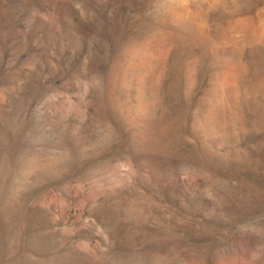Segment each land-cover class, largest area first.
<instances>
[{
    "label": "rangeland",
    "instance_id": "rangeland-1",
    "mask_svg": "<svg viewBox=\"0 0 264 264\" xmlns=\"http://www.w3.org/2000/svg\"><path fill=\"white\" fill-rule=\"evenodd\" d=\"M192 1L0 0V264H264V0Z\"/></svg>",
    "mask_w": 264,
    "mask_h": 264
},
{
    "label": "bare ground",
    "instance_id": "bare-ground-1",
    "mask_svg": "<svg viewBox=\"0 0 264 264\" xmlns=\"http://www.w3.org/2000/svg\"><path fill=\"white\" fill-rule=\"evenodd\" d=\"M171 4V3H170ZM171 6V5H170ZM173 7H175V6H173ZM183 7H185L186 9H185V12H186V15H183L182 16V14H179L180 13V8H182L181 6L180 7H176L178 10H179V12L177 13L176 11H177V9H176V11L174 12L173 11V9H175V8H173L172 9V11L173 12H171V13H169V14H167V16H166V18L168 19V20H172V21H179V22H190V23H193L194 22V20H195V17H194V14L192 15V11H194L195 9H202L203 7H204V4L202 5L200 2H198V1H192V2H190V3H188V4H186V6H183ZM198 7H200V8H198ZM234 9V8H233ZM239 9V8H238ZM185 12H184V8H183V10H182V13H184L185 14ZM195 12V11H194ZM197 12V11H196ZM195 12V13H196ZM166 14V13H165ZM203 14H205V13H203ZM163 15V14H162ZM201 15V14H200ZM165 18V19H166ZM202 18H206V15L205 16H202ZM192 21V22H191ZM207 21V20H206ZM264 21V20H263ZM190 23H188L189 25H191ZM175 24V23H174ZM193 25V24H192ZM186 26V25H185ZM189 27V26H188ZM259 27V26H258ZM186 28H187V26H186ZM191 28V27H190ZM189 29V28H188ZM242 30V29H241ZM189 31V30H188ZM236 33V32H235ZM259 33V32H258ZM187 36V35H186ZM185 36V37H186ZM236 37V36H235ZM189 38V37H188ZM192 39V38H191ZM257 40V39H256ZM235 41V40H234ZM254 41V40H253ZM164 52V51H163ZM223 99V98H222Z\"/></svg>",
    "mask_w": 264,
    "mask_h": 264
}]
</instances>
